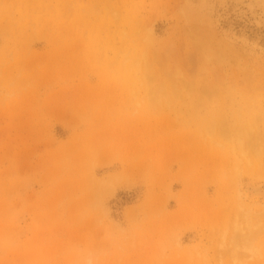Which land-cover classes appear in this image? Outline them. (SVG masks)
<instances>
[{
    "label": "rangeland",
    "instance_id": "obj_1",
    "mask_svg": "<svg viewBox=\"0 0 264 264\" xmlns=\"http://www.w3.org/2000/svg\"><path fill=\"white\" fill-rule=\"evenodd\" d=\"M140 52L193 101L149 104ZM263 82L264 0H0V264H264V177L193 136Z\"/></svg>",
    "mask_w": 264,
    "mask_h": 264
},
{
    "label": "bare ground",
    "instance_id": "obj_2",
    "mask_svg": "<svg viewBox=\"0 0 264 264\" xmlns=\"http://www.w3.org/2000/svg\"><path fill=\"white\" fill-rule=\"evenodd\" d=\"M121 33H122L121 35H124L123 32H121ZM185 33L188 34L187 31ZM203 33H204V31H203ZM193 35H195V34H193ZM214 35H215V33H213V35H211L210 38L212 39V36H214ZM148 36H150V34ZM143 38L145 39L146 37L144 36ZM148 38L149 37H147V41H148ZM207 38H205V39H207ZM215 38H217V37H215ZM217 39H219V38H217ZM217 39H216V41H217ZM195 40L200 42V40H198L197 38ZM216 41H214V42L216 43ZM204 42L205 41H203L202 43H204ZM193 43H195V42L193 41ZM208 44L210 45L209 42H208ZM219 44H220V42H219ZM195 46L196 45H194V47ZM216 46H218V45L216 44ZM197 47H198V44H197ZM219 48H221V47H219ZM219 48L216 47L215 48L216 50L213 49L212 51H209L212 53L213 51H219L220 50L219 52H217V54L214 53L218 57L217 61H218V59H221L222 61L227 62L231 65L237 64L236 63L238 60L237 58H239V57H237V54L233 55L234 53L231 54V53H229L230 51L227 52V50H225L224 48L223 49H219ZM203 50H204V47H203ZM222 50H224L225 52ZM127 52L131 54V52H129V51H127ZM212 56H214V55H212ZM231 56L237 57L236 60L233 59ZM153 58H154V56H153ZM231 58L233 59V61ZM128 60H129V64L131 66L137 68L138 75H139V76H137L138 78L136 79L138 81V86H139L138 90H141L140 87H142V89H143L142 92L144 91L143 93H145V98L149 100V104H151V105L171 104L172 100H174V97L177 96V95L174 96L175 93L179 94V97H178L179 99H183V98L186 99V96L188 99L190 96H192V98L190 97L192 99V100L190 99V101H193L194 91H192V92H190V91H191L192 87L194 86V84H193V86H191L192 84L190 82H188L189 80L191 81V79H189V80L184 79L183 80V79H181L182 77L179 78V75L181 73L183 74V72L179 71L180 68H178L179 70L178 69L176 70V68H175V70L178 72H175V71L173 72L174 74L175 73L179 74L176 78L181 79L180 82L175 80L178 83H176V82L171 83L172 81H170V79H171L172 75H174V74H172V70L170 71L168 69H165L164 71L159 72L160 74H158L157 72H156L157 74L151 72V71L155 70V67H154L155 65L151 64L147 61V59L145 58V53L140 52L138 55L136 53L134 55H130L128 57ZM154 61H157V60H154ZM229 61L230 62L232 61L233 64H232V62L230 63ZM242 61H244V60H242ZM246 62L242 63L241 64L242 66H240V65L239 66L236 65V66L240 69V73L243 72L245 74H249V78L252 79L250 82L251 85L249 83H243L242 85L239 84L237 86H241V87L246 86L247 90L249 91L248 88L253 86L252 84L257 85V87H258V84L255 81H253V77L251 74V68H248L249 66H248V63H246ZM238 64H240L239 60H238ZM249 65H250V63H249ZM200 74H202V73H199V75ZM199 75H197V76H199ZM182 76L184 78V75H182ZM192 80L194 82L193 77H192ZM249 80H247V81L249 82ZM258 81L262 82V80L261 81L258 80ZM211 84H212V82H211ZM202 85L203 84H196L195 87H197V86L199 87ZM205 86H207V85H205ZM237 86H236V89H237ZM133 89H132L131 94H133V92L135 91V90L133 91ZM187 89L190 90L189 91L190 94L188 93V91H184V92H187V95L185 96L184 94H186V93L183 94L182 90H187ZM201 90H199V91H201ZM254 90L255 89H253V93H252L254 96L252 95L253 98H251V99L249 98L250 95L248 94V93H251V90L247 93L246 91H242L241 89H237L235 96H238L239 98L238 97L233 98L231 96V94L229 93V95H228L229 101H227V99H226V101L222 100V103H223V101L224 102H230V100H232V99L241 100L243 102L242 103L233 102V103L238 104L239 106L236 105L237 106L236 108H232V107L230 108L229 107V113H228V111L226 112L224 110V108H222L223 106L221 108H219L220 106L219 107H214V106L209 107L205 113L206 116L204 118L200 119L198 117V121H196V128H195V131L193 132V136L194 137L196 136L198 138V140L200 139L201 141H203V143L210 141V142H215L216 144H218L217 152H219L222 149L223 154L228 153L230 158L236 159V161L233 162L234 163V167H233L234 169H232L233 174L230 175L231 176L230 180L233 181L234 183L237 182V179L239 177V170L243 169V168L242 169L239 168L238 165H240V163H243V162L246 164L245 170L247 173H250L252 176L256 177L257 179H262L264 177V169L262 167V166H264V92H258V90L256 89V92L254 93ZM209 92H211V91H209ZM202 93L203 92H201V94ZM195 95H196V93H195ZM203 95L205 96V94H203ZM202 96H201V98H202ZM204 96H203V99H204ZM207 96H208V94H207ZM207 96H205L206 99H207ZM211 96L212 95H210V98H211ZM203 99H198L199 102L197 104L203 103L204 102V101H202ZM183 103L186 104V101H184ZM191 104H193V103H191ZM181 105H182V102H181ZM225 106L228 107L227 105H225ZM193 111H195V110H193ZM175 113H176V111H175ZM226 113L229 114V119H228V115L226 116ZM180 121H181V119H180ZM195 144H197V143H195ZM198 145H199V143H198ZM195 147H196V145H195ZM251 155H253L255 157V160H253L254 158H252ZM245 170L243 169L242 171H245ZM127 180L124 179L123 172H122L121 174H117L115 176L109 177V180L106 182H103L102 185H105L106 187L108 186L107 184L110 185V186H108L109 190H108V194H107L110 197V195H113V193L116 189L115 187L118 186L119 184L121 185V184L128 183ZM231 181H229L230 184L232 183ZM104 183H107V184H104ZM124 186H126V185H124ZM260 190H261L260 187L254 188V192H256V193L260 192ZM106 192H107V189H106ZM238 206L239 205H237V207ZM239 209H241V207H238V210ZM227 224H228V222H225L226 227H228ZM233 228L237 229V230L240 228V225L238 224V222H236V221L234 222Z\"/></svg>",
    "mask_w": 264,
    "mask_h": 264
}]
</instances>
